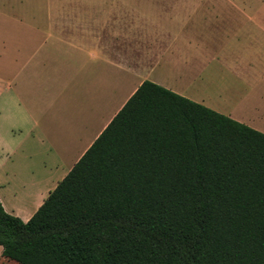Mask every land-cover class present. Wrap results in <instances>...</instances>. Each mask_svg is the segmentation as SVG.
Segmentation results:
<instances>
[{
  "label": "trees",
  "instance_id": "trees-1",
  "mask_svg": "<svg viewBox=\"0 0 264 264\" xmlns=\"http://www.w3.org/2000/svg\"><path fill=\"white\" fill-rule=\"evenodd\" d=\"M17 264H264V133L145 80L27 220Z\"/></svg>",
  "mask_w": 264,
  "mask_h": 264
},
{
  "label": "crops",
  "instance_id": "crops-1",
  "mask_svg": "<svg viewBox=\"0 0 264 264\" xmlns=\"http://www.w3.org/2000/svg\"><path fill=\"white\" fill-rule=\"evenodd\" d=\"M15 25L0 50V201L23 221L145 80L264 133L257 19Z\"/></svg>",
  "mask_w": 264,
  "mask_h": 264
},
{
  "label": "rangeland",
  "instance_id": "rangeland-1",
  "mask_svg": "<svg viewBox=\"0 0 264 264\" xmlns=\"http://www.w3.org/2000/svg\"><path fill=\"white\" fill-rule=\"evenodd\" d=\"M27 19H257L264 27V0H0V50L15 20ZM1 251L0 264H17Z\"/></svg>",
  "mask_w": 264,
  "mask_h": 264
}]
</instances>
